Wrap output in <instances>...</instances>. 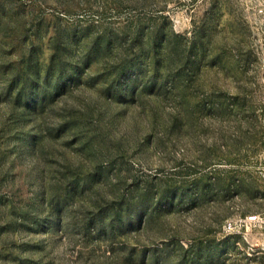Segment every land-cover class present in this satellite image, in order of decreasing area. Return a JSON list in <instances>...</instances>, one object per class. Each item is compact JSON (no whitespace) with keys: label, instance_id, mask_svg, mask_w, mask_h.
<instances>
[{"label":"rangeland","instance_id":"374dc122","mask_svg":"<svg viewBox=\"0 0 264 264\" xmlns=\"http://www.w3.org/2000/svg\"><path fill=\"white\" fill-rule=\"evenodd\" d=\"M0 264H264V0H0Z\"/></svg>","mask_w":264,"mask_h":264},{"label":"built area","instance_id":"2783aa9c","mask_svg":"<svg viewBox=\"0 0 264 264\" xmlns=\"http://www.w3.org/2000/svg\"><path fill=\"white\" fill-rule=\"evenodd\" d=\"M232 226V223L231 222H228V227H231Z\"/></svg>","mask_w":264,"mask_h":264},{"label":"trees","instance_id":"16d2710c","mask_svg":"<svg viewBox=\"0 0 264 264\" xmlns=\"http://www.w3.org/2000/svg\"><path fill=\"white\" fill-rule=\"evenodd\" d=\"M207 197V195H203V198H206Z\"/></svg>","mask_w":264,"mask_h":264}]
</instances>
